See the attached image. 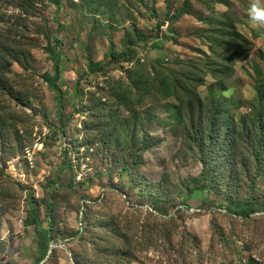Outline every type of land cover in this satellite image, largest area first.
<instances>
[{
    "label": "rangeland",
    "instance_id": "1",
    "mask_svg": "<svg viewBox=\"0 0 264 264\" xmlns=\"http://www.w3.org/2000/svg\"><path fill=\"white\" fill-rule=\"evenodd\" d=\"M251 2L0 0V264H264Z\"/></svg>",
    "mask_w": 264,
    "mask_h": 264
},
{
    "label": "trees",
    "instance_id": "2",
    "mask_svg": "<svg viewBox=\"0 0 264 264\" xmlns=\"http://www.w3.org/2000/svg\"><path fill=\"white\" fill-rule=\"evenodd\" d=\"M188 13H189L188 9L186 8V6H184L182 9H180L177 13L174 14V19H179L182 16L187 15ZM125 53H128V50L125 51ZM50 56H51V59H52V62H53V70L51 72V78H50L48 84H49V87L54 92H56L58 94V96H61V94H62L61 88L57 85V80H58V78L60 77V75L62 73L61 66L59 64V57H58V55H55L52 50L50 52ZM16 60H19V59L16 58ZM7 68L8 67L6 65H4L3 63H0V73H2L4 70H7ZM77 84H78V82L76 83V85ZM1 87L5 88V83L2 82V81H0V88ZM0 111L3 112V109H0ZM215 124H216L215 121L213 123H211V125L208 127V129L206 131V134H205L206 137L210 140L209 141L210 143L213 142L214 134L216 132V125ZM258 140H259L260 143L264 142L263 125H261L259 127ZM4 146H5L4 144H0V148H3ZM205 160H206V158H205ZM3 178L10 180V176H8L5 173V165L2 162H0V189L3 188V185H2V183L4 182ZM0 195H1V193H0ZM0 199H1V197H0ZM48 215H50L49 212H48ZM252 264H255V263L252 261Z\"/></svg>",
    "mask_w": 264,
    "mask_h": 264
},
{
    "label": "clouds",
    "instance_id": "3",
    "mask_svg": "<svg viewBox=\"0 0 264 264\" xmlns=\"http://www.w3.org/2000/svg\"><path fill=\"white\" fill-rule=\"evenodd\" d=\"M249 19L259 25H264V3L261 0H252L248 9Z\"/></svg>",
    "mask_w": 264,
    "mask_h": 264
},
{
    "label": "built area",
    "instance_id": "4",
    "mask_svg": "<svg viewBox=\"0 0 264 264\" xmlns=\"http://www.w3.org/2000/svg\"><path fill=\"white\" fill-rule=\"evenodd\" d=\"M24 150H25L26 155L31 158L32 156H31L30 149L26 147Z\"/></svg>",
    "mask_w": 264,
    "mask_h": 264
},
{
    "label": "crops",
    "instance_id": "5",
    "mask_svg": "<svg viewBox=\"0 0 264 264\" xmlns=\"http://www.w3.org/2000/svg\"><path fill=\"white\" fill-rule=\"evenodd\" d=\"M245 12V11H244ZM246 13V12H245ZM248 13V12H247ZM249 17V16H248Z\"/></svg>",
    "mask_w": 264,
    "mask_h": 264
}]
</instances>
